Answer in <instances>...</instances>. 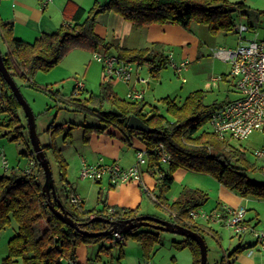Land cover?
<instances>
[{"label": "trees", "instance_id": "1", "mask_svg": "<svg viewBox=\"0 0 264 264\" xmlns=\"http://www.w3.org/2000/svg\"><path fill=\"white\" fill-rule=\"evenodd\" d=\"M233 8L238 13H245L242 3L231 0H107L104 3L95 2L86 11L75 6L66 18L67 24L52 34H42L33 43L17 39L13 35V28L6 22H0V40L6 44V52L2 54L4 65L17 84V80L29 82L38 71L48 72L59 64L61 59L73 48L86 49L92 53L99 49L110 47L95 34L96 19L101 14L113 12L135 27L151 25H178L188 30L191 22H197L207 27L211 33L231 32L235 26ZM242 14V13H241ZM155 45L144 49H119L117 57L120 60L135 63L138 66L148 65L151 75H158L159 71L168 64L167 58L154 52ZM0 129L4 130L3 137L11 142L27 143V121L22 122L20 116L22 108L15 99L8 85L0 75ZM18 86V84H17ZM46 90V89H45ZM83 91V90H82ZM56 96L59 98L60 96ZM80 92L69 97L61 96L58 100L78 111H93L86 104H110L120 116L101 109L95 114L103 127H84L83 141L87 142L92 134H105L108 128H115L123 137V141L132 146V140L138 138L147 154V164L144 173L154 178L160 195L156 200L165 204L169 213L167 221L175 223L188 230L196 232L202 238L204 234L215 235L216 232L200 220L193 218L191 213L198 210L207 202L208 196L202 191L183 188L178 198L168 203L165 193L173 184V174L177 170H185L198 174L213 176L220 185L242 198H256L264 201V182L256 183L248 178L249 172H255L245 153L229 144L226 139H219L212 132L199 133L211 115L223 104L205 105L204 93L195 92L181 103L165 99L166 113L171 122L158 114L156 108L146 109L143 101L130 102L120 98L112 89L110 82L100 84L97 95L89 94L85 100H79ZM74 96V97H73ZM85 102V103H84ZM87 102V103H86ZM24 113V112H23ZM93 114V115H94ZM137 117L153 133H142L127 127L130 117ZM3 117V118H2ZM25 117V115H24ZM51 133V141L42 149L46 154L49 151L58 167L61 182L59 189L55 187L56 197L50 194V201L42 191L43 184L38 175L43 171L35 160L33 150L22 152L34 166L30 173L10 171L0 176V232L16 224V233L7 244L8 255L3 264H13L21 261L22 264H77L76 251L81 244H94L103 239L114 241L113 235L87 237L81 231L102 233L110 230L111 225L100 221H91L93 218L128 220L137 215V211L124 209L121 214L112 207L102 209H86L82 203L72 202L75 192L66 179L67 162L63 157ZM27 137V138H26ZM30 142V141H29ZM163 144L172 157L167 171L162 168L153 150ZM46 156V155H45ZM263 173V169H258ZM72 196V197H70ZM50 206L60 210L65 209L68 216L79 226L80 231L71 228L60 221L51 211ZM219 205L216 206L218 208ZM113 212L110 213L109 210ZM44 222L45 229L38 236L35 225ZM161 231L150 227H140L121 234L123 239L131 237L142 247L145 255L151 247L159 242ZM123 241V240H122ZM122 241H115L121 246ZM177 249L188 247L193 255V264L200 263L198 245L188 238L180 242H173ZM106 250H110L105 249ZM241 251L240 247L233 249L229 254L222 256L217 264H232L235 256ZM208 264V263H207Z\"/></svg>", "mask_w": 264, "mask_h": 264}, {"label": "rangeland", "instance_id": "2", "mask_svg": "<svg viewBox=\"0 0 264 264\" xmlns=\"http://www.w3.org/2000/svg\"><path fill=\"white\" fill-rule=\"evenodd\" d=\"M86 9L92 7L95 0H78ZM99 3H104L107 0H96ZM234 3H242L245 6V15H241L233 8V20L235 24L241 23L244 26L251 24L250 32H245L244 37L247 41L250 40H264V0H231ZM184 29V28H183ZM186 30V29H185ZM190 33L199 39V48L197 54L183 60L182 49L183 44L164 46L165 55H172L174 63L178 64L180 61H187V70L181 73V76L175 73L168 63L165 68L161 69L158 75H151L149 73L148 65H141L139 72L140 79L144 81L141 85L137 86V91L143 95L146 109L156 108L158 114L168 122L171 118L166 113L164 101L170 99L178 104H181L186 97L195 93H204V104H225L227 102L236 100L240 94L236 87V78L230 72V66L215 56V52L219 49H233L239 43V37L235 34L234 30L231 32H217L211 33L207 27L197 22H191L188 30ZM35 40V39H34ZM34 40L31 42L33 43ZM1 53H5V47L1 43ZM111 52V50H110ZM113 53V52H112ZM94 53L80 48L71 49L56 65L48 72L38 71L29 82H22L17 80L18 88L24 100L30 106L35 116L36 133L40 146L43 147L50 143L51 133L54 131V141L61 149L63 157L67 162L66 179L70 183L73 191L69 190V195L75 192L78 195V202L82 203L86 209H102L115 205V208L122 216L124 209L135 210L139 216H150L162 220H168L169 213L165 204H160L156 197L160 195V189L157 187L151 189L147 183V193L142 185L132 186L129 188L131 194L128 199L130 205L126 203L123 205L116 200V193L107 188L106 183L100 184L91 180L81 179L80 170L82 159H89L88 147L82 142L84 127H103V123L98 122L95 116L98 110L103 112L116 113L110 104H103L100 108L97 105L86 104L90 110L93 111H76L72 105L68 106L61 103L58 99L61 96L69 97L75 95L76 82H81L84 85L83 91L76 98L85 100L87 95H97L100 92V84L103 82L104 72L100 63L96 62L93 58ZM181 61V62H182ZM134 67L137 65L134 63ZM185 80L183 83L182 80ZM218 79V80H217ZM135 81V77L131 84ZM111 86L113 91L117 93L120 98L125 97L126 87L117 81H112ZM46 89V90H45ZM60 97L58 98L55 94ZM74 97V96H73ZM85 103V102H84ZM87 103V102H86ZM20 116L24 121V113L21 111ZM95 112V114H94ZM94 114V115H93ZM97 115V114H96ZM3 118V117H2ZM4 130L0 129V154L5 155L8 168L3 169L0 164V176L10 171H21L29 167L28 159L21 153H27L32 149L31 143H15L11 142L8 137H3ZM28 132V131H27ZM211 133L208 123L200 129L199 133ZM109 137L116 140L122 138V135L115 128H108L106 133ZM28 137V134H27ZM26 137V138H27ZM263 137L259 133L250 135L246 140L237 142L226 138L230 145L241 149L246 156L247 161L252 164L256 171L249 172L248 178L256 183L264 182V163L257 160L253 153L255 150L263 147ZM137 142H133L132 146L135 147ZM125 149L132 152V148L125 144ZM125 151V150H124ZM46 158L52 172L54 186L59 189L61 186L58 167L53 160L49 151L46 152ZM126 160V159H125ZM137 160L134 161V165ZM112 164V163H110ZM162 165V164H161ZM2 168V169H1ZM162 168L167 171V165H162ZM263 169V173L258 169ZM185 170H177L173 174V184L171 188L164 194L168 203L176 200L184 188V182L180 179L182 174H186ZM43 174V173H42ZM201 176L195 179V182H202V187L209 191L207 193V202L198 210L201 214H210L215 206V193L218 187V181L209 174H200ZM40 182L44 183V177L38 175ZM204 181V182H203ZM137 184L138 183H130ZM110 186V185H109ZM115 187V186H112ZM120 188V187H119ZM193 188V187H192ZM120 189H123L122 187ZM72 197V196H70ZM125 198V196H123ZM73 200V199H72ZM258 202V201H257ZM136 203V204H135ZM132 204L134 206H132ZM264 209V202L257 203ZM128 207V208H127ZM139 207L136 209L130 208ZM245 209V208H244ZM141 215H140V214ZM250 207L248 209L247 220L253 223L254 215ZM246 216V215H245ZM138 217V216H136ZM246 220V218H245ZM201 223L216 230L220 237L218 242L210 235L204 234L203 239L207 247V263L217 264L223 254H229L233 251L234 247L238 244L239 240L231 229L223 226L221 223H214L202 221ZM43 224L39 222L37 225ZM211 224V225H210ZM223 227H222V226ZM253 227V225L251 226ZM144 228V227H142ZM257 231H263L262 226L254 227ZM118 234V233H117ZM159 242L155 243L151 250L145 255L141 245L131 237L121 239V246H116L114 241L110 239H103L94 244H81L76 251L77 264H193V255L191 250L186 247L177 249L173 246V242H180L183 240L182 236L177 234L160 232ZM122 236V235H121ZM245 242H249L254 237L252 234H245L243 236ZM110 249L106 250L105 249ZM0 254V264H2V256L5 258L4 251ZM14 264H22L18 261Z\"/></svg>", "mask_w": 264, "mask_h": 264}, {"label": "crops", "instance_id": "3", "mask_svg": "<svg viewBox=\"0 0 264 264\" xmlns=\"http://www.w3.org/2000/svg\"><path fill=\"white\" fill-rule=\"evenodd\" d=\"M95 2L98 1H93L92 6ZM75 6L84 8L82 6V3H80V1L78 0H53L52 3H50L46 7H42L41 0H0V22H6L12 26L13 35L15 38L31 43L40 35L52 34L56 32L60 28V26L67 24L66 18H68ZM84 9L88 11L90 8ZM241 13L239 14H246L243 13V11H241ZM248 26L253 27L251 26V24ZM94 31L95 34L110 47L108 50L99 49L97 51L98 53H107L117 56L119 49H144L155 45L156 47L154 49V52L157 55H161L167 58L168 60L170 56L172 58L173 56L165 55L164 46H173L178 44L184 45L182 49V58H184L183 60H187L188 58L190 59L194 57L197 52H199L197 51L199 48V39L196 38L192 32L190 33L189 31L183 29L178 25H151L139 28L123 20L119 15L113 12H109L101 14L97 17ZM1 43L4 45L6 52L7 47L5 42L3 40H0V46ZM135 68L137 69V71L134 73L135 81L132 84L131 82L129 84H124L115 79L108 81L110 82V84L112 81H117L118 83H121L126 87L124 93L125 99L127 92L137 91V86L141 85V83H139L140 80H142L140 79L139 75L141 66L137 65ZM103 81H106L104 76ZM142 101L144 102V99ZM118 139L119 140L109 137L108 135H106V133L101 135L92 134L87 142H84L82 139V142L88 147L86 151H88L89 159H85L87 163L94 164L102 159L105 163H115L122 168H129L133 166L134 161L136 160L135 152L144 148L141 141L138 138H134L132 140V144L136 141L137 145L135 147L131 146V152L129 149H125L126 143L123 141V137L121 139ZM25 169H21V171ZM199 176L201 175L198 173L186 172V174H182L180 176V179L184 182V188L197 189L204 192L205 194L209 193L208 189L205 190L202 187V182H195V179H197V177ZM103 183L106 182L103 181L100 184ZM147 183L149 184L151 189L157 188L154 178L145 174L143 170L141 185L144 190L149 193V189H147L146 185ZM139 185L140 184H126L112 187L107 183V188L110 187V190H115L118 188V190L114 191V193L117 192L116 200H118L123 205L125 200L126 203L130 201L128 197H130L131 194L128 189L132 186ZM119 187H122L123 189H120ZM123 196H125V198ZM74 197H78V195L76 194ZM215 198L216 201L213 210L217 209L216 206L219 205L218 208H245L246 212H248V209L251 207L254 212V219H252L253 223H250L251 220H247V214L245 216L246 223L250 226L253 225V227L260 225L264 230V209H262L261 206L257 204L262 200L256 198H242L220 184L216 188ZM128 204L130 205L131 203ZM134 205L132 204V206ZM110 206L113 207L115 205L111 204ZM136 208L139 207H133L130 209ZM42 223L43 224L38 226V228V224L34 226L36 235L38 236L45 229V224L44 222ZM214 231L216 232L215 235H207H210L218 242L219 238L221 237L216 230ZM15 233L16 224L14 222H12L9 227L0 232V254H2L1 252L4 251V254L8 255L7 244L10 238L15 235ZM243 236H245V234L241 236L235 235L239 242L234 247V249L240 247L241 251L235 256L232 264H264V251L259 250V248L255 244L254 239L247 243L245 242V240H243ZM225 255H227V253L223 254V256ZM1 256L3 264L4 255Z\"/></svg>", "mask_w": 264, "mask_h": 264}, {"label": "built area", "instance_id": "4", "mask_svg": "<svg viewBox=\"0 0 264 264\" xmlns=\"http://www.w3.org/2000/svg\"><path fill=\"white\" fill-rule=\"evenodd\" d=\"M52 1L41 0L42 7H46ZM233 30L239 37L237 46L233 49H219L215 52V56L230 66V72L236 78V87L240 96L214 110L207 123L211 132L221 140L229 138L241 142L254 133L261 134L263 147L255 150L253 155L264 163V40L247 41L244 33L250 32V26L236 24ZM93 58L102 65L106 81L115 79L129 84L137 71L132 63L120 60L115 55L95 52ZM168 63L178 76L187 70V61L176 64L170 56ZM182 82L184 83L185 80L183 79ZM139 83H144V81L140 80ZM83 88V83L77 81L75 93H79ZM126 99L130 102H140L143 100V95L138 91H129L126 94ZM153 154L162 165L168 166L172 162V157L163 144L156 146ZM135 156L137 162L129 168H122L115 163H105L102 159L94 164H89L85 159H82L80 178L99 183L107 180L110 186L130 183L142 184L143 169L147 164L145 149L137 150ZM0 164L3 169L7 170L8 164L3 154H0ZM33 166L34 162L29 161L26 173H30ZM78 201L77 197L72 200V202ZM109 212L112 213L113 210L110 209ZM245 215L244 208L230 207L217 208L210 214L191 213V216L198 220L221 223L231 229L236 236L252 234L256 246L260 251H264V230L257 231L248 225ZM113 237L114 242L122 239L120 233L113 234Z\"/></svg>", "mask_w": 264, "mask_h": 264}, {"label": "water", "instance_id": "5", "mask_svg": "<svg viewBox=\"0 0 264 264\" xmlns=\"http://www.w3.org/2000/svg\"><path fill=\"white\" fill-rule=\"evenodd\" d=\"M0 75L5 81V83L10 88L11 92L13 93L15 99L17 100L18 104L21 106L26 121H27V131L29 136V141L32 145L33 154L35 157V160L38 162V164L41 166V169L43 171L44 175V183L42 186V191L45 192L47 195L48 200L50 201V194H52L54 197H56L55 192V186L54 181L52 178V172L49 166V162L45 156V153L40 146L38 136L36 133V126H35V116L30 108V106L27 104V102L24 100L22 94L20 93V90L7 71L4 62L3 57L0 51ZM116 116H120L119 113H114ZM127 127L131 130H135L142 133H153L154 129L148 127L143 121H141L137 117H130L127 122ZM51 202V201H50ZM50 209L52 213L64 224L67 226L74 228L78 231H80L79 226L68 216L65 209L61 206L60 210H57L50 206ZM100 221L104 223H108L111 225L110 230L102 233H89L85 231H81V233L87 237H97L99 235L104 236H111L113 234H125L127 232L132 231L133 229L140 228V227H150L155 230H159L161 232H168L177 234L179 236H182L183 238H188L194 241L200 251V263L199 264H207V247L204 242V239L197 234L196 232H193L191 230H188L184 227H181L175 223L169 222L167 220L158 219L155 217L150 216H138L133 219L128 220H109L101 217L93 218L91 221Z\"/></svg>", "mask_w": 264, "mask_h": 264}]
</instances>
